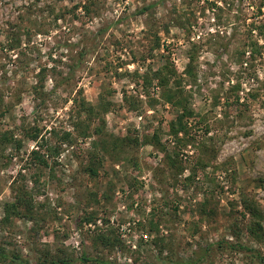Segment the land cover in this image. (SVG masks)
Listing matches in <instances>:
<instances>
[{"label":"rangeland","instance_id":"1","mask_svg":"<svg viewBox=\"0 0 264 264\" xmlns=\"http://www.w3.org/2000/svg\"><path fill=\"white\" fill-rule=\"evenodd\" d=\"M262 4L0 0V137L12 131L15 138L0 141V220L14 181L33 188L36 205L33 217L0 224V250L31 264L84 252L158 264L160 255L189 256L223 241L205 264H264V51L256 59L240 55L249 40L264 42L251 30L264 21ZM169 62L177 68L171 86L180 82L193 111L194 143L181 146L180 156L169 126L182 108L157 79L145 89L132 75ZM40 78L42 96L34 89ZM84 100L93 111L79 115ZM36 126L50 147L59 146L48 167L31 158L38 145L26 132ZM65 131L73 145L62 142ZM128 134L140 138L138 149L100 148L98 172H88L93 142L111 148ZM42 152L49 156L46 147ZM244 199L261 210L260 232L251 230L258 218L243 215ZM90 213L94 220L85 221ZM101 232L110 244L98 239Z\"/></svg>","mask_w":264,"mask_h":264},{"label":"trees","instance_id":"2","mask_svg":"<svg viewBox=\"0 0 264 264\" xmlns=\"http://www.w3.org/2000/svg\"><path fill=\"white\" fill-rule=\"evenodd\" d=\"M158 2H154L152 4H149L147 6H144L139 10L138 13H144L150 9H152L155 4ZM264 7V4L258 6V12H262V9ZM87 12H90V9L88 6H86ZM251 30H257L258 34L263 37L264 39V21L261 20L260 23L252 24ZM160 40L158 39V47L161 46ZM264 51V42L263 44H260L256 40H249L245 44V48L241 50L240 55L245 56L246 54L250 56L253 59H256L258 54H262ZM195 60V57L193 54L190 55V61L193 62ZM189 63L187 65L186 72L193 74L192 70V63ZM171 62L168 64H165L163 66L158 67L157 69L149 68L148 71L144 73H139L135 72L133 73V78L134 80L139 83L140 79H142V87L145 89H148L152 83L153 80L157 79L159 84L162 85V87L166 88L165 90V97L167 100L174 105H178L179 107L182 108V112H180L177 116V118L170 123V133L174 137L177 143V155H183V147H187L189 144L194 143L195 135L191 134L189 132V127H188V118L193 115V111L189 109L187 102L188 100L185 99L183 92L180 90V82L176 81L178 83V88L172 87L171 86V81L172 79L177 75V68L175 65H173ZM177 80V79H175ZM40 81H43V78H40L39 82L34 85V89L36 90L37 93L42 96V91L39 89H42L43 86L40 84ZM37 96V95H36ZM132 98V97H131ZM126 93H124V99L126 101H131V99ZM239 100V98H238ZM237 100V102H238ZM43 101H45V98L43 97ZM78 114L80 115L82 111H93V107H91L90 104H87V102L81 101L78 105ZM76 125H79L78 122H75V127ZM54 131V134L56 132L55 129H52ZM41 128L39 127H33L31 129H27V136L34 140L37 141L38 148L33 149L31 151V158L33 160V163L41 166V167H48L50 165V160L48 159L50 156H55V153H59V146H55L54 148L49 146V140L48 138H45L44 135L42 136L41 134ZM52 131V132H53ZM101 129L99 130L98 128L94 129L93 133H100ZM182 132V136H180V133ZM84 134L87 136L88 133L84 132ZM58 135V134H57ZM61 140L63 143H69L73 145L76 142L75 137L73 134L69 131H65L62 136H60ZM14 135L12 131H7L1 134L0 141L2 140L3 142H12L14 140ZM121 144L126 152H131L136 149H138L140 145V138L137 136H131V134H128L125 137L122 138H116L114 139V142L110 145L111 148L106 145L105 143L101 144L98 143V141L93 142V145L91 147V158L90 162L85 166V168L88 170L89 173H97L98 172V161H99V154L101 152V149L106 152V153H111V149L117 148ZM114 145V146H113ZM113 146V147H112ZM183 146V147H181ZM46 147L48 151V155L46 156L45 153L42 152V149ZM101 148V149H100ZM181 163L183 162L182 158H179ZM181 168H183V165H181ZM196 169V167L194 168ZM191 176L187 178V181L191 180ZM38 180H36L37 182ZM12 192H13V197L10 201H7L4 204V217L0 220V224H9L11 222V219L13 217H33L35 215V200H34V191L32 189H28V186L24 184H19L17 186V183L15 181L12 184ZM243 206L245 209V212L243 211V215H248V213L251 214V219L258 218L259 221H256V225L253 227L251 226V230H253V233L260 232L262 230V226L260 225V219H261V210L257 203L255 201H251L249 199H244L243 201ZM205 207V205H204ZM94 213H90L85 216V221H92L94 220ZM255 223V222H254ZM259 223V224H258ZM256 231V232H255ZM260 233L258 234L259 237ZM259 238H264V236H260ZM98 239L102 241L104 244H110V237L107 236L104 232H101L98 235ZM113 243L115 244V240H112ZM223 241H219L216 243H210L206 244L204 246H200L198 249L194 250L193 253L189 256H173L170 254H166L164 256L160 255V262L158 264H205L207 262L210 253L215 245L222 246ZM234 248L241 249V250H246V251H254L253 247L246 246V245H234L232 244ZM164 250L161 251V254H163ZM0 255L6 259L3 260L6 262V264H31L30 261L25 260L23 257L20 256V254H14L13 256L8 257V254L5 253L4 251L0 250ZM46 259L45 262L42 264H73V262L76 261H81L82 263H88V264H138L135 262H120L119 260H113L109 258H103L99 256H91L88 253L84 252L80 256H78L76 259H59L56 260L54 258H50V261H47ZM262 262H264V257H262Z\"/></svg>","mask_w":264,"mask_h":264}]
</instances>
